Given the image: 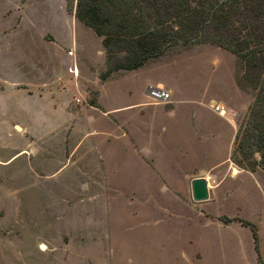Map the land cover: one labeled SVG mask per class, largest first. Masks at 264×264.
<instances>
[{
    "label": "rangeland",
    "instance_id": "obj_1",
    "mask_svg": "<svg viewBox=\"0 0 264 264\" xmlns=\"http://www.w3.org/2000/svg\"><path fill=\"white\" fill-rule=\"evenodd\" d=\"M9 1L0 0L10 28L0 75L13 81L0 85V264H264V168L231 159L253 100L237 57L192 44L100 80V39L79 23L73 76L70 48L38 37L66 29L58 0H31L18 23L15 10L2 17ZM61 74L65 85L46 92ZM145 79L173 87L170 102L141 96ZM10 106L33 112L7 122ZM195 178L207 183L204 202L191 199Z\"/></svg>",
    "mask_w": 264,
    "mask_h": 264
},
{
    "label": "trees",
    "instance_id": "obj_2",
    "mask_svg": "<svg viewBox=\"0 0 264 264\" xmlns=\"http://www.w3.org/2000/svg\"><path fill=\"white\" fill-rule=\"evenodd\" d=\"M65 5L100 39L105 61L100 80L192 44H213L235 55L253 100L234 137L231 159L250 170L264 168V0H65ZM241 223L256 249L255 226Z\"/></svg>",
    "mask_w": 264,
    "mask_h": 264
},
{
    "label": "crops",
    "instance_id": "obj_3",
    "mask_svg": "<svg viewBox=\"0 0 264 264\" xmlns=\"http://www.w3.org/2000/svg\"><path fill=\"white\" fill-rule=\"evenodd\" d=\"M30 3H31V0H13L11 2L9 1L7 7L2 12V17H7V16H9L11 14V12L6 14V12H8V10H15L16 11V16H17V19H16L15 23H18V21L20 19H29V14L27 12V9L30 7ZM58 6L61 9V16H60L61 19H62L61 21L66 25V27H65L66 29L61 33L60 36H58L56 34L54 35L53 33L49 32V31H41V32H39L38 37L40 38L41 41H44V42H56V41H59V42H61V43H63L65 45V48H70L67 51H64L65 57H64L63 63H64V66H65V64H68L67 68H69L70 70L72 68L76 69L77 73H78V69H79V71L81 70L80 60H79V62H77L76 61V56L72 55V52L73 51L76 52L78 46L80 45L79 41L76 39V31L78 29V25H79L80 22L74 17L73 12H68L67 11L66 5H65V0H58ZM0 28H1L0 29V36L2 34L7 33L8 30L10 29V28H4V27H1V26H0ZM68 51H71V55L67 54ZM153 60H155V59H153ZM77 66H78V69H77ZM144 66H145V64L143 66L137 68V69H142ZM103 67L105 68V61H104ZM137 69H134V70H137ZM66 71L67 70H65V74L64 75L70 77L68 79L72 83V86H73V82H72V78L73 77H72V75H70ZM127 71H132V70H126L125 72H127ZM71 72H73V71H71ZM112 73H114V72H112ZM62 79H63L62 74L61 75H57L54 79H50L49 80V82H50L49 84L51 86L47 89L46 92L53 91L52 84H56L55 82L59 83L58 86H60V84H62V83H64V85H65V82H63ZM52 81H54V82H52ZM11 82H13V81H11L6 76L0 75V85L6 86L7 83H11ZM15 82H18V81H15ZM44 82H42L41 84L44 85ZM18 85L24 86V88L32 87L34 90H38L40 93H42V95H37V97L43 99L44 101L47 100V97H49V96L52 97V95H49V93H48L47 96H44V91H42L41 87L35 88L33 86H30V85L20 84L19 82H18ZM147 86H161V87H163L165 89H168L170 91V93L173 92V87L167 85L166 82H163V81H150L148 79H145V81L142 83V86H141V91H142L141 92V96H143V97H144V88L147 87ZM73 91H74V87L72 88L71 93H73ZM26 96H27V98L28 97L32 98V96L35 97L36 95L35 96L34 95H30V96L26 95ZM74 100H73V102H74ZM15 103H18V102H15ZM173 103H177V100H174ZM5 105L7 107H9L10 104L8 105L6 103ZM10 109H11L10 113H8V114L6 113L5 120L7 122H9V121L10 122H14V121L19 122V116H24L25 117V115H31L32 112H33V111H28V110L24 109L23 112L20 111L18 113L16 112V113L12 114V107L11 106H10ZM38 115L39 114H37V116ZM38 118H41V116H39ZM38 118H37V120H38ZM14 126H17V125H14Z\"/></svg>",
    "mask_w": 264,
    "mask_h": 264
},
{
    "label": "built area",
    "instance_id": "obj_4",
    "mask_svg": "<svg viewBox=\"0 0 264 264\" xmlns=\"http://www.w3.org/2000/svg\"><path fill=\"white\" fill-rule=\"evenodd\" d=\"M67 54L71 55V51H68ZM73 71V72H71ZM69 72L76 73L75 69L72 68ZM74 76V75H73ZM144 97L154 103H169L171 99L170 91L168 89H165L161 86H147L144 88ZM76 104L79 103V99H75L74 101ZM213 112L218 115L219 117H224L225 110L220 104H216L212 106Z\"/></svg>",
    "mask_w": 264,
    "mask_h": 264
},
{
    "label": "water",
    "instance_id": "obj_5",
    "mask_svg": "<svg viewBox=\"0 0 264 264\" xmlns=\"http://www.w3.org/2000/svg\"><path fill=\"white\" fill-rule=\"evenodd\" d=\"M14 129L19 130L18 126ZM190 195L194 202H204L208 198V188L205 179L195 178L190 181Z\"/></svg>",
    "mask_w": 264,
    "mask_h": 264
},
{
    "label": "bare ground",
    "instance_id": "obj_6",
    "mask_svg": "<svg viewBox=\"0 0 264 264\" xmlns=\"http://www.w3.org/2000/svg\"><path fill=\"white\" fill-rule=\"evenodd\" d=\"M238 172L236 170H234L233 174H237Z\"/></svg>",
    "mask_w": 264,
    "mask_h": 264
}]
</instances>
